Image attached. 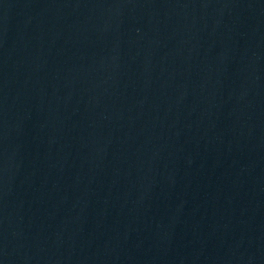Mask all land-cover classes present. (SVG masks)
I'll return each instance as SVG.
<instances>
[{
  "label": "water",
  "instance_id": "obj_1",
  "mask_svg": "<svg viewBox=\"0 0 264 264\" xmlns=\"http://www.w3.org/2000/svg\"><path fill=\"white\" fill-rule=\"evenodd\" d=\"M0 264H264V0H0Z\"/></svg>",
  "mask_w": 264,
  "mask_h": 264
}]
</instances>
